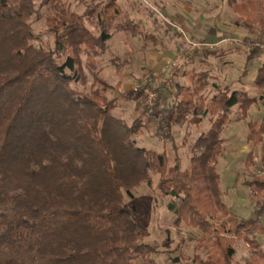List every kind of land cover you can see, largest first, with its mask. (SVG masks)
<instances>
[{"label":"trees","instance_id":"trees-1","mask_svg":"<svg viewBox=\"0 0 264 264\" xmlns=\"http://www.w3.org/2000/svg\"><path fill=\"white\" fill-rule=\"evenodd\" d=\"M228 3L237 14L250 17L251 23L244 22L248 29L258 23V37L264 39V0ZM53 10L49 28L54 46L47 48L34 43L29 20L34 0H0V264H158L151 256L154 247L144 242L147 232L128 216L121 194L122 188L131 194L135 181L127 179L135 178L130 174L134 168L143 175L149 169L159 174L158 187L170 197L167 208L174 226L184 224L207 235L205 254L194 253L191 264H264V251L253 238L264 231V172L243 179L261 199L250 216L237 219L222 199L216 168L221 133L233 108L236 120H244L250 107L264 98V63L253 82L262 92L259 97L217 84V92L207 96L213 75L192 70L188 84L175 81L167 86L173 98L161 111L144 108L143 91L163 72L141 79L137 92L119 95L141 110L121 129L111 112L115 99H107L108 85L90 63L111 38L112 19L120 12L116 0L98 11L106 26L98 36L58 3ZM146 12L163 37L181 38L152 9ZM136 27L131 18L121 26L130 33ZM242 44L248 59L258 53L248 39ZM188 48L183 41L182 54ZM80 52L90 64L89 91L78 88L86 83ZM159 113L155 135L161 137L171 136L173 127L200 125L208 118L210 128L190 147L188 169L181 168L178 154L169 164L164 152L136 147L130 139L142 128L150 129ZM247 128L248 142H264V121L248 120ZM245 163L255 164L252 151ZM237 239H244L252 252L243 263L233 259Z\"/></svg>","mask_w":264,"mask_h":264},{"label":"rangeland","instance_id":"rangeland-1","mask_svg":"<svg viewBox=\"0 0 264 264\" xmlns=\"http://www.w3.org/2000/svg\"><path fill=\"white\" fill-rule=\"evenodd\" d=\"M44 1L34 0L35 12L29 19L36 36L34 43L38 46L47 48L54 46L49 18L54 12L55 2L67 15L77 17L94 36H98L103 27L106 28L101 24L102 15H98V11L108 0H48L47 3ZM116 5L120 12L112 19L109 29L111 38L107 41V47L98 55H94L90 63L93 62L98 76L108 85L105 90L107 99H115L116 106L111 112L119 120L121 129L131 125L133 120L140 116L141 110L136 109L133 100H124L119 95L127 91L137 92L141 79L146 81L151 75H159L161 72L164 76L174 67L175 74L168 80V85L164 83L156 87L159 78L157 77L153 86L145 87L144 108L161 111L164 104L173 98V92H169L168 87L175 81L188 84V75L192 70H207L213 75L212 85L204 93L207 96L217 92L214 84L219 88L228 86L231 90L246 91L256 97L262 93L253 82L258 68L264 63V51L254 43L264 42V39L258 37V23L250 24L253 29H248L244 22L251 23L250 17L237 14L228 0H116ZM147 8L152 9L165 25L174 23L184 30L189 39L207 43V46H198V49L182 54V39L169 40L157 32L146 18ZM127 18L133 19L137 24L131 33L121 28ZM244 39H248L250 45L258 49V53L251 59H248V51L242 44ZM205 48L215 50L213 53H207ZM79 57L86 83L78 85V88L89 91L92 81L88 69L90 64H86V56L81 52ZM178 57L181 59L177 60ZM135 88L137 90H134ZM235 111L236 108H233L229 122L221 133L224 141L216 168L222 199L230 208V212L237 219H241L250 216L255 202L261 199L243 183V179L264 172V164L261 163L264 159V142L253 146L246 139L247 121L257 123L264 121V98L250 107L244 120H236ZM159 119L160 113L150 129L142 128L141 133L132 135L130 139L134 141L136 147L164 152L169 164L172 163L174 154H178L181 168L188 169L190 147L197 135L210 128L208 118H203L200 125L185 124L173 127L172 135L166 137L155 135ZM249 151L253 153L254 165L245 163ZM130 174L135 175V178L129 176L130 179H127L135 181L129 188L131 194H128L125 188L121 189V194L128 216L138 229L147 232L144 242L154 247L156 253L151 256L155 262L191 264L190 258L194 253L203 256L207 235L184 224L179 226L172 224L173 214L167 208L170 197L164 195L158 187L159 174L149 169L143 175L135 168ZM262 216L264 224V214ZM213 223L218 225V222ZM253 238L264 251V231ZM234 249L233 259L239 263L248 260L252 253L244 239H237L234 242ZM177 255L181 258L175 262L173 257Z\"/></svg>","mask_w":264,"mask_h":264},{"label":"built area","instance_id":"built-area-1","mask_svg":"<svg viewBox=\"0 0 264 264\" xmlns=\"http://www.w3.org/2000/svg\"><path fill=\"white\" fill-rule=\"evenodd\" d=\"M169 24H170L169 26L172 27V29L181 36V39L189 45V48L186 50L187 53L194 50L197 46H207V43H198V42H195L189 39L186 33L184 32V30L180 26L174 23H169ZM254 45L259 47L262 51H264V42L256 41ZM174 71H175V67L170 69V71L166 75L160 76L157 79L156 87H158L159 85H163L164 83H167L168 85V80H170V77H173V75L175 74ZM134 90H137V89L135 88Z\"/></svg>","mask_w":264,"mask_h":264}]
</instances>
